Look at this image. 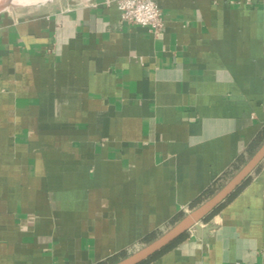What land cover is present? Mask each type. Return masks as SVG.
Segmentation results:
<instances>
[{
    "label": "crops",
    "instance_id": "0c3cea01",
    "mask_svg": "<svg viewBox=\"0 0 264 264\" xmlns=\"http://www.w3.org/2000/svg\"><path fill=\"white\" fill-rule=\"evenodd\" d=\"M104 2L0 12V264L141 249L264 128V0H157L158 34ZM223 204L146 264H264V160Z\"/></svg>",
    "mask_w": 264,
    "mask_h": 264
},
{
    "label": "water",
    "instance_id": "95a60500",
    "mask_svg": "<svg viewBox=\"0 0 264 264\" xmlns=\"http://www.w3.org/2000/svg\"><path fill=\"white\" fill-rule=\"evenodd\" d=\"M263 160L264 141L247 162L211 197L186 213L169 230L162 233L156 239L113 264H141L165 249L183 233L188 232L192 228L201 230V223L207 216L221 206L250 177Z\"/></svg>",
    "mask_w": 264,
    "mask_h": 264
},
{
    "label": "built area",
    "instance_id": "2783aa9c",
    "mask_svg": "<svg viewBox=\"0 0 264 264\" xmlns=\"http://www.w3.org/2000/svg\"><path fill=\"white\" fill-rule=\"evenodd\" d=\"M104 3L116 4L124 22L146 26L155 34L164 28V14L157 0H105Z\"/></svg>",
    "mask_w": 264,
    "mask_h": 264
},
{
    "label": "trees",
    "instance_id": "16d2710c",
    "mask_svg": "<svg viewBox=\"0 0 264 264\" xmlns=\"http://www.w3.org/2000/svg\"><path fill=\"white\" fill-rule=\"evenodd\" d=\"M264 141V128L263 130L258 134V136L256 137V139L254 140L253 144L251 145V147L249 148L250 153H254L256 151V149L263 143ZM247 159L244 156H241L238 160V162L235 164L234 169L229 172L224 179H227L228 177L232 176L236 171H238L245 163H246ZM250 177L231 195L228 197L227 201L231 200L242 188L243 186L249 181ZM224 184L221 183L219 184V186H215V187H211L209 188L201 197L197 198L193 204L192 207H195L197 205H199L200 203H202L203 201H205V199L211 197L218 189H220V187H222ZM224 204H222L221 206H219L218 208H216L209 216H207V218L205 220H209L214 214H216L221 207ZM184 216V213L181 212L179 213L175 219L172 221L173 224H175L176 222H178L182 217ZM188 235V232L183 233L180 237H178L175 241H173L169 246H167L165 249H163L162 251H160L159 253L155 254L154 256H152L151 258H149L147 261L141 263V264H146L148 262H150L151 260L159 257L160 255H162L164 252L168 251L169 249H171L172 247L176 246L178 243H180L182 240H184ZM158 236L156 234H152L149 235L146 238L147 242H151L154 239H156ZM127 256L125 253L119 255V256H114L109 258L107 261L99 263V264H113L116 263L117 261H119L120 259H122L123 257Z\"/></svg>",
    "mask_w": 264,
    "mask_h": 264
},
{
    "label": "bare ground",
    "instance_id": "6f19581e",
    "mask_svg": "<svg viewBox=\"0 0 264 264\" xmlns=\"http://www.w3.org/2000/svg\"><path fill=\"white\" fill-rule=\"evenodd\" d=\"M48 0H0V10L11 6L30 4L35 2H46Z\"/></svg>",
    "mask_w": 264,
    "mask_h": 264
},
{
    "label": "rangeland",
    "instance_id": "374dc122",
    "mask_svg": "<svg viewBox=\"0 0 264 264\" xmlns=\"http://www.w3.org/2000/svg\"><path fill=\"white\" fill-rule=\"evenodd\" d=\"M49 1V0H48ZM47 2V1H46ZM41 3H44V2H35V3H30V4H24V5H18V6H11V7H7V8H5V9H3L2 11H6V10H12L13 8H18V7H24V6H29V5H35V4H41ZM1 11V12H2ZM247 162V161H246ZM237 172V171H236ZM235 172V173H236ZM234 173V174H235ZM233 174V175H234ZM232 175V176H233ZM232 176H230L228 179H226L225 180V183L232 177ZM208 199V198H207ZM198 206V205H197ZM197 206H195V207H197ZM195 207H192L191 206V210L193 209V208H195ZM191 210H188V211H182L183 213H184V215L186 214V213H188L189 211H191ZM177 223V222H176ZM174 224L173 223H171V224H169V226H167L168 228H166L165 230H162V231H159L158 232V234H156L157 236H160L162 233H164V231H167V230H169L172 226H173ZM192 229H194V228H192ZM145 243H147V242H145ZM133 250H131V251H129V252H126L125 254L126 255H129V254H131V253H133L132 252Z\"/></svg>",
    "mask_w": 264,
    "mask_h": 264
}]
</instances>
